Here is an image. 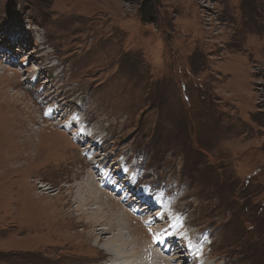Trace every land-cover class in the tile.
<instances>
[{
	"label": "rangeland",
	"instance_id": "374dc122",
	"mask_svg": "<svg viewBox=\"0 0 264 264\" xmlns=\"http://www.w3.org/2000/svg\"><path fill=\"white\" fill-rule=\"evenodd\" d=\"M156 11L145 22L125 0H0V138L15 124L33 148L16 186L24 160L4 163L0 147V264L110 256L72 236L95 229L72 211L86 173L135 217L144 195L183 210L214 239L216 264H264V0H160ZM100 197L84 216L120 206ZM124 216L119 231L145 253L147 229Z\"/></svg>",
	"mask_w": 264,
	"mask_h": 264
},
{
	"label": "bare ground",
	"instance_id": "6f19581e",
	"mask_svg": "<svg viewBox=\"0 0 264 264\" xmlns=\"http://www.w3.org/2000/svg\"><path fill=\"white\" fill-rule=\"evenodd\" d=\"M40 96L38 98V103L40 105H42L45 103V100H44L45 97H40ZM54 105H56V104H54ZM54 105H52L50 108H44L43 109L42 113L44 114V117L51 116L53 113V109L56 110L57 108H60L59 105H56V106H54ZM21 125L22 124L20 123V126ZM78 125H76V126H78V130L76 132L77 134H82L84 137H89V138L96 137L94 129H92L90 131L84 124L78 123ZM11 126H12V128H11L12 131L10 130V132H12V139H10V137H8L7 134H4L5 136L3 135V137L0 138V147H3L5 151L10 153V155L9 154H5V156L3 155V162L4 163L5 162L7 163L9 161H12L13 163H17V162L24 160V162L17 164L13 167V170H14V172H16V176L18 178L16 180L17 181L16 186H17L19 184H26L25 183V181H26L25 177L28 174V172H27V170H28L27 160H29V157L31 156L30 155L31 150L33 148L31 147L30 141H28L26 139V136L22 137L23 133L20 131V129L17 128V126H15V124H11ZM11 126L9 125L8 127L10 128ZM80 127H82V128L84 127V129H82ZM7 129L8 128H5V130L3 132L8 131ZM41 133H42V130H40L38 133V135H39L38 141L39 142H41V137H40ZM77 137H78V135H77ZM101 138H100V140H101ZM29 148L30 149L32 148V149L28 150ZM94 156H96V155H94ZM88 157H90V156H88ZM91 158H93V157H91ZM89 159L90 158H88V160ZM91 160L89 161V164L92 167V165H91L92 161ZM86 174L87 175L89 174V176H88V178H86L87 180L85 182L83 181V184H85V185L89 184L88 186L90 187V189L86 192L85 200L80 199L81 202H79L77 204V208L72 210V211L74 213L77 212L78 214H80V215H76V216L80 217V222H83V225H85L84 228L88 229L91 225H93L95 227V229L92 228L91 232L90 231L86 232L85 229H83L81 231L75 232L74 234H72V236L73 237H75V236L79 237L81 239V241L85 242L86 244H91V245L97 244L98 246H100L102 248V250H106L109 253L110 256L108 258H106L108 256L107 255L105 257V259H102V261L99 264H134V263L135 264H181L180 262H177L180 258H185L181 262H185V261L189 262L190 261V264H196V263L197 264H208L209 262L216 264L215 263L216 260L214 258H212V259L209 258V257H213V256L215 257L216 248L214 245L215 244L214 239H213L214 242L212 241L211 243L208 244L209 238L211 236L206 234L205 231H204L205 233H202V234H200V231L197 232V230H201L199 225L189 226V223H188L189 221H188V219H186L187 215L183 216V214H184L183 210L180 209V210H176V212H175V210H173L171 207H169L167 204L164 203L165 200L162 199L161 196H156L157 199H153L152 197H150V195L149 196L144 195V196H141L142 200L144 199V202H146V203L148 202L147 200H150L148 202V203H150V205H144V206L142 204L140 205L139 203H137L139 200L136 201L134 199L135 198L134 197L132 202L135 203L136 205L139 204L140 206H143L142 209H139L136 211V212H138L137 214H139L136 216H139V217H135V215H133V214H136V213H134L135 211L133 212L131 209H130L131 210L130 211L129 205L128 206L123 205L124 200H116L115 198H113L111 196V194L108 192L106 186H103L102 184L98 183V181H97L98 179L95 180L91 173H86ZM105 178H107V177H104L102 180L105 181ZM20 182H22V183H20ZM83 193H85V192H83ZM105 193L108 194L109 197L112 199V202H113L112 204H115L114 201H116L120 205L117 207L115 206V210H113V208L110 205H107L110 213L112 215H114V217L121 216V214L127 215L130 220L132 218L136 219V221L139 222L142 227L147 229V231L149 233V238H148L149 239V247H148V249L146 248L147 251L145 253L143 250L142 254H139L138 256H136L135 251L137 250L138 243H136L133 240L130 241L129 240L130 238L128 239L127 235H126L127 237H125V234L121 233V230L119 231L121 226L124 225V223L126 221V217L124 215L120 217V219H121L120 223L121 224L118 223L120 225L118 227L116 226L118 229L117 233L113 232V229H114L112 227L113 224L109 222L111 219V216H112L111 214L105 215V217H107V219H105V220L101 219V221H100V218H102V216H101L102 213L99 212L101 207L100 208L95 207L96 209L94 210V212L96 214H93V213L88 211V215L84 216L85 214H87V210L89 209V207L85 208V206L89 205L92 201L94 202L93 199H96V198L98 199L101 194H105ZM155 194H152V195H155ZM161 200H164V201L162 203H160ZM106 201L109 204H111L109 202L110 200H106ZM153 206L158 207L157 212L154 215H156V217H157L158 212H161L160 217L151 218L150 216H146V213H149L150 209ZM172 206L174 207V205H172ZM68 213H69V211H68ZM191 214H193V213H191ZM179 217H180V221H179ZM115 219L113 218V221ZM164 219H167L168 221L163 225L160 223V221H163ZM189 219H191V218H189ZM104 221H105V223L103 224L104 226H102L101 228L98 229V226ZM96 223H98V224H96ZM153 225H155V226H153ZM122 228H124V227H122ZM186 232H189L191 235V237L188 239L183 236V234H185ZM157 233L160 234L161 236H159ZM110 234H112L110 238L105 237V236L110 235ZM186 237H188V236H186ZM139 243H141V242H139ZM139 247H142V246L139 245ZM158 248H160L163 251V253H162V251L160 252L158 250ZM207 248L213 249V251L212 252L207 251ZM183 251H187V253H183ZM222 264H225V263L222 262Z\"/></svg>",
	"mask_w": 264,
	"mask_h": 264
},
{
	"label": "trees",
	"instance_id": "16d2710c",
	"mask_svg": "<svg viewBox=\"0 0 264 264\" xmlns=\"http://www.w3.org/2000/svg\"><path fill=\"white\" fill-rule=\"evenodd\" d=\"M128 2H136L139 5L141 18L145 22H152L156 19L157 8L160 0H125Z\"/></svg>",
	"mask_w": 264,
	"mask_h": 264
}]
</instances>
